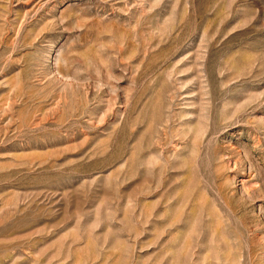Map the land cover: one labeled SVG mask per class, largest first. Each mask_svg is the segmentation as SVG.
<instances>
[{"label": "rangeland", "instance_id": "1", "mask_svg": "<svg viewBox=\"0 0 264 264\" xmlns=\"http://www.w3.org/2000/svg\"><path fill=\"white\" fill-rule=\"evenodd\" d=\"M0 264H264V0H0Z\"/></svg>", "mask_w": 264, "mask_h": 264}]
</instances>
